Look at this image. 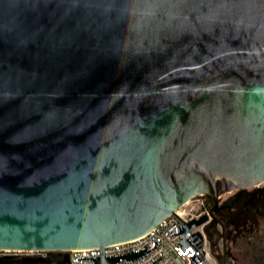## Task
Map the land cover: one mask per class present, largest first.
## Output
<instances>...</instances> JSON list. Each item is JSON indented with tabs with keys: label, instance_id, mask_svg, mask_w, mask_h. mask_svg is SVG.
Wrapping results in <instances>:
<instances>
[{
	"label": "water",
	"instance_id": "water-1",
	"mask_svg": "<svg viewBox=\"0 0 264 264\" xmlns=\"http://www.w3.org/2000/svg\"><path fill=\"white\" fill-rule=\"evenodd\" d=\"M263 182L264 0H0V251L125 243Z\"/></svg>",
	"mask_w": 264,
	"mask_h": 264
},
{
	"label": "built area",
	"instance_id": "built-area-1",
	"mask_svg": "<svg viewBox=\"0 0 264 264\" xmlns=\"http://www.w3.org/2000/svg\"><path fill=\"white\" fill-rule=\"evenodd\" d=\"M205 196L190 199L184 206L174 211L172 215L157 225L158 235L151 231L139 238L137 245L115 243L102 249L69 250L61 253V260L67 256L68 264H96L101 255L106 259L117 258L115 264H222L213 253V247L207 234L212 217L209 215L210 206L205 201ZM207 216L203 224L191 229L184 234L188 223L200 220ZM156 227V228H157ZM184 241L187 242L185 245ZM221 239L219 237V246ZM6 253L37 254L45 252H14ZM139 254L136 259H129V255Z\"/></svg>",
	"mask_w": 264,
	"mask_h": 264
},
{
	"label": "flooded vegetation",
	"instance_id": "flooded-vegetation-1",
	"mask_svg": "<svg viewBox=\"0 0 264 264\" xmlns=\"http://www.w3.org/2000/svg\"><path fill=\"white\" fill-rule=\"evenodd\" d=\"M210 206L209 215L212 217L210 227L212 238L221 239L217 243L220 256L234 258L246 256L250 250L263 247L264 234V182L258 186H247L223 192L213 200L205 196ZM61 253L45 252L37 254L6 253L0 254V264H62Z\"/></svg>",
	"mask_w": 264,
	"mask_h": 264
},
{
	"label": "rangeland",
	"instance_id": "rangeland-1",
	"mask_svg": "<svg viewBox=\"0 0 264 264\" xmlns=\"http://www.w3.org/2000/svg\"><path fill=\"white\" fill-rule=\"evenodd\" d=\"M261 230H262V233L264 234V225H261ZM218 241H219V238H214L213 239V241L212 242H214V243H216V246H217V250H216V254H214V256H215V258H216V256H219L221 253H222V251L221 250H218V245H217V243H218ZM211 242V243H212ZM219 244V243H218ZM263 245H264V241H263ZM220 248H221V246H220ZM234 258H232V257H229V256H226L225 258H223L224 259V261H226V264H249L248 262H249V260L247 259V257L246 256H242V255H237L236 256V254H234V256H233ZM217 259V258H216ZM221 260V258L218 260L219 262H221L220 261Z\"/></svg>",
	"mask_w": 264,
	"mask_h": 264
},
{
	"label": "trees",
	"instance_id": "trees-1",
	"mask_svg": "<svg viewBox=\"0 0 264 264\" xmlns=\"http://www.w3.org/2000/svg\"><path fill=\"white\" fill-rule=\"evenodd\" d=\"M246 257L249 260V264H264V248H254L246 254Z\"/></svg>",
	"mask_w": 264,
	"mask_h": 264
},
{
	"label": "bare ground",
	"instance_id": "bare-ground-1",
	"mask_svg": "<svg viewBox=\"0 0 264 264\" xmlns=\"http://www.w3.org/2000/svg\"><path fill=\"white\" fill-rule=\"evenodd\" d=\"M152 235H158V227L151 230ZM139 243V238L135 240H130V245H137Z\"/></svg>",
	"mask_w": 264,
	"mask_h": 264
}]
</instances>
